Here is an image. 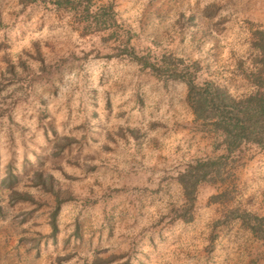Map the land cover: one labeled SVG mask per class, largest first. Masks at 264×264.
<instances>
[{
	"label": "rangeland",
	"instance_id": "1",
	"mask_svg": "<svg viewBox=\"0 0 264 264\" xmlns=\"http://www.w3.org/2000/svg\"><path fill=\"white\" fill-rule=\"evenodd\" d=\"M93 1L113 3L122 29L0 0V185L10 168L32 197L0 186V264H264L243 218H264V149L232 153L185 220L180 175L227 154L223 138L196 119L185 82L126 54L198 62L200 81L247 94L264 0ZM37 171L63 192L55 234Z\"/></svg>",
	"mask_w": 264,
	"mask_h": 264
},
{
	"label": "trees",
	"instance_id": "2",
	"mask_svg": "<svg viewBox=\"0 0 264 264\" xmlns=\"http://www.w3.org/2000/svg\"><path fill=\"white\" fill-rule=\"evenodd\" d=\"M23 5L42 4L53 6L58 9L70 10L76 15L85 27L92 30H118L122 29V22L113 3L101 5L93 0H19ZM125 36V35H124ZM252 48L256 53L254 64L246 70V77L254 86V89L243 95L236 96L226 87L212 80H199V63H187L182 58H173L165 55L162 59H152L149 55L137 53L135 46L126 48V54L132 60L149 68L159 76H167L179 79L186 83L188 96L193 113L197 120L211 127L212 131L223 138L221 146L226 148L227 154L220 155L215 159L197 160L191 163L181 173L180 182L184 190L186 213L182 215L185 220L190 221L193 217L190 210L195 206L199 185L215 176H221L223 168L229 156L239 150L242 146L253 144L264 149V29L259 28L253 33ZM242 68V65L240 66ZM2 155L0 149V171ZM18 176L9 168L1 185L12 189L13 200L32 199L28 192L20 191L14 186L18 182ZM37 186L42 187L55 197V207L51 214L53 233L58 230V216L63 199L61 189L58 188L55 177L37 171L34 174ZM0 185V186H1ZM0 205V209H1ZM248 225L264 238V218L250 215ZM251 217V218H250ZM255 219V223L251 221ZM247 221V220H246Z\"/></svg>",
	"mask_w": 264,
	"mask_h": 264
}]
</instances>
